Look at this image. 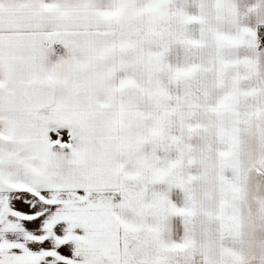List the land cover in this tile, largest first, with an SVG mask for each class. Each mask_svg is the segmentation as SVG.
I'll return each instance as SVG.
<instances>
[{"label":"crops","instance_id":"1","mask_svg":"<svg viewBox=\"0 0 264 264\" xmlns=\"http://www.w3.org/2000/svg\"><path fill=\"white\" fill-rule=\"evenodd\" d=\"M106 11L139 31L154 77L174 79L171 93L184 108L211 110L197 130L224 143L223 158L189 169L56 166L53 173L44 164L18 165L14 150L0 167V213L6 189L14 256L18 239L27 246L34 221L46 222L56 204L58 220L73 217V236L87 230L90 253L107 254L109 264H264V52L256 48L264 45L256 32L264 0H112ZM33 110L30 101L20 115ZM210 221L225 234L211 238Z\"/></svg>","mask_w":264,"mask_h":264},{"label":"rangeland","instance_id":"2","mask_svg":"<svg viewBox=\"0 0 264 264\" xmlns=\"http://www.w3.org/2000/svg\"><path fill=\"white\" fill-rule=\"evenodd\" d=\"M111 1L0 0V132L7 134L0 139L2 170L17 150L18 165L44 164L53 173L56 166L189 169L223 158L224 143L197 130L211 110L184 108L189 104L171 93L174 79L154 77L139 31L122 28L106 11ZM30 101L33 116L24 119L20 112ZM13 108L18 124H11ZM254 171L261 175L259 167ZM1 200L0 262L110 263L107 254L90 253L87 230L73 236V217L58 220L56 204L46 222L34 221L27 246L18 239L14 256L8 190ZM45 227L49 236L42 238ZM205 229L213 239L226 232L220 222H207Z\"/></svg>","mask_w":264,"mask_h":264},{"label":"built area","instance_id":"3","mask_svg":"<svg viewBox=\"0 0 264 264\" xmlns=\"http://www.w3.org/2000/svg\"><path fill=\"white\" fill-rule=\"evenodd\" d=\"M256 31H257L259 38L263 39L264 38V24L257 27ZM256 48L258 52H264V45L262 44V40H259Z\"/></svg>","mask_w":264,"mask_h":264},{"label":"bare ground","instance_id":"4","mask_svg":"<svg viewBox=\"0 0 264 264\" xmlns=\"http://www.w3.org/2000/svg\"><path fill=\"white\" fill-rule=\"evenodd\" d=\"M257 32V31H256ZM258 35V34H257Z\"/></svg>","mask_w":264,"mask_h":264}]
</instances>
